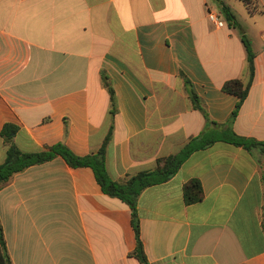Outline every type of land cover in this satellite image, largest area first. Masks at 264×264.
Returning a JSON list of instances; mask_svg holds the SVG:
<instances>
[{"label": "crops", "instance_id": "0c3cea01", "mask_svg": "<svg viewBox=\"0 0 264 264\" xmlns=\"http://www.w3.org/2000/svg\"><path fill=\"white\" fill-rule=\"evenodd\" d=\"M249 1L0 0V164L11 145L97 153L111 133L106 165L124 181L205 131L264 141V0ZM242 32L255 74L230 121L238 97L222 88L249 79ZM193 179L204 198L187 204ZM138 215L150 264H264V153L216 141L145 189ZM0 223L12 264H141L131 208L61 156L0 186Z\"/></svg>", "mask_w": 264, "mask_h": 264}, {"label": "trees", "instance_id": "16d2710c", "mask_svg": "<svg viewBox=\"0 0 264 264\" xmlns=\"http://www.w3.org/2000/svg\"><path fill=\"white\" fill-rule=\"evenodd\" d=\"M244 2L250 9L251 1L244 0ZM219 4L221 12L224 14L229 24L233 26L237 25V18L231 9L222 1H220ZM242 39L247 50L249 79L247 82H244L241 79L229 80L222 88L225 93L238 97V103L230 117V121L236 118L243 102L247 99L255 74L254 62L256 55L252 49L251 42L243 32ZM106 86L111 97V113L114 115L116 113L115 92L110 83H106ZM191 95L194 106L197 109H202L199 97L195 93H192ZM110 140L111 133L106 137L102 147L97 153L86 156H78L74 154L63 143L48 146L46 149L34 153L23 152L16 146L11 145L7 150V158L5 162L0 164V186L9 182L13 175L23 172L31 166L51 161L57 156H61L71 167L91 168L94 171L95 177L100 184L102 191L111 197L119 198L131 208L132 224L136 232L137 240L136 248L132 253V256L136 257L141 264H150L140 236V220L138 215V199L145 189L165 183L172 179L194 152L207 149L216 141L231 143L235 146L243 147L248 151L259 149L264 153V141L241 137L229 130L224 132H218L215 130L205 131L198 137L192 138L187 142L179 152L158 159L155 169L139 172L135 175L129 176L124 181H116L110 176L106 165V152ZM184 198L187 204L200 202L204 198L202 185L199 180L193 179L184 185ZM0 244V264H12L1 223Z\"/></svg>", "mask_w": 264, "mask_h": 264}, {"label": "built area", "instance_id": "2783aa9c", "mask_svg": "<svg viewBox=\"0 0 264 264\" xmlns=\"http://www.w3.org/2000/svg\"><path fill=\"white\" fill-rule=\"evenodd\" d=\"M208 19L218 28H222L225 26V22L222 20L220 14L217 11L208 12Z\"/></svg>", "mask_w": 264, "mask_h": 264}, {"label": "rangeland", "instance_id": "374dc122", "mask_svg": "<svg viewBox=\"0 0 264 264\" xmlns=\"http://www.w3.org/2000/svg\"><path fill=\"white\" fill-rule=\"evenodd\" d=\"M250 22L253 23L252 20H250Z\"/></svg>", "mask_w": 264, "mask_h": 264}]
</instances>
